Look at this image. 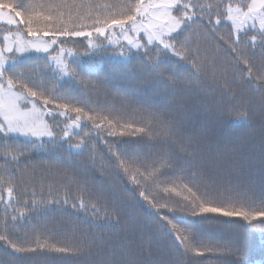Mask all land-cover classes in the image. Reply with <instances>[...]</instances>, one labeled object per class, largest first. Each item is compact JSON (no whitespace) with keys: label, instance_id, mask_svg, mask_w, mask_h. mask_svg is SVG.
I'll list each match as a JSON object with an SVG mask.
<instances>
[{"label":"snow or ice","instance_id":"snow-or-ice-1","mask_svg":"<svg viewBox=\"0 0 264 264\" xmlns=\"http://www.w3.org/2000/svg\"><path fill=\"white\" fill-rule=\"evenodd\" d=\"M0 24L10 26L0 48V252L7 258L0 264L44 254L86 257L87 264H205L189 257L213 256L222 258L221 264H241L239 246L209 234L240 227L237 221L264 233V138L259 152L247 155L237 146L211 145L188 126L183 100L194 90L214 85L228 101L232 122L250 126L258 111L264 124V0H0ZM117 29L125 43L113 38ZM24 31L34 39H24ZM49 36L53 39H44ZM58 36L88 37L86 55L111 50L108 63L113 69L139 62L153 82L171 92L176 108L142 109L125 102V110L133 114L125 119L73 104V98L61 92L60 80L79 78L97 93L102 89L91 79L93 73L63 58L79 52L61 47L53 55ZM32 52L44 54L38 59L52 71L51 78L23 63L21 58ZM181 65L190 66L188 79L170 71ZM245 93L255 98L254 109L232 102ZM137 112L141 120L134 118ZM86 122L110 137H140L107 142L108 155L99 168L105 175V169L117 177L123 173L137 186L127 191L137 205L142 200L154 210V216L147 217L155 225L152 230L146 232L135 216L110 202L86 170L54 173L59 180L49 183L46 195L41 178L37 194L38 169L26 159L28 153L46 143L67 145L69 154L77 156L89 153L90 146L95 148L91 130L72 142L80 136L78 130L88 128ZM144 138L149 149L158 151L141 160ZM130 145H135L131 153L124 150ZM89 156L96 167L94 152ZM57 182L63 195L54 187ZM69 203L85 213L74 219L88 230L73 224L59 239L36 228L33 239L15 235L31 223L29 213L44 209L46 215L51 205ZM176 213L192 219L182 223Z\"/></svg>","mask_w":264,"mask_h":264},{"label":"trees","instance_id":"trees-1","mask_svg":"<svg viewBox=\"0 0 264 264\" xmlns=\"http://www.w3.org/2000/svg\"><path fill=\"white\" fill-rule=\"evenodd\" d=\"M25 4L28 0H23ZM99 2V0H93ZM110 3H116L117 0H108ZM23 25L21 28L23 29ZM225 29H222L224 31ZM117 35L114 39H120L119 30H116ZM27 36L26 31L22 32ZM58 45L67 47L73 50L74 53L79 52L80 55H75L69 61H77L80 67L85 70V73L91 72L92 80H95L101 86L102 91L97 93L90 85L86 86L80 79L73 81L69 78L60 80L61 92L71 96L73 104H79L87 109H92L97 112L111 113L112 115L122 116L127 119L133 115L129 110H125L124 103H131L133 107L140 108H155V109H169L174 110L178 101L173 98L171 92L163 87L162 84L155 83L152 78L148 76L144 70L143 65L139 62H134L130 68L113 69L108 61L111 58V50L100 56L86 55L88 37H66L58 36ZM95 38V34H94ZM99 39L103 40V37ZM121 40V39H120ZM121 43H125L121 40ZM222 43V42H221ZM107 46V41H105ZM115 47V46H114ZM116 50H119L118 47ZM38 56L33 55L29 57H22L25 65L37 69L39 75L51 78L53 73L48 69L43 60H39ZM190 66L181 65L170 69V71L178 73L184 79H188ZM84 80L89 77L85 75ZM228 100H232L229 96ZM233 103L248 106L250 109L255 108V98L249 96L247 93L238 94ZM183 116L188 123V126L195 132L202 134L207 138L211 145H219L221 148L225 146H237L244 150L247 155L250 152L258 153L260 150L261 139L264 138V124L258 111H255L253 119L250 121V126L232 122L233 118L227 115L228 101L222 98L220 88L214 85H208L203 90H194L184 100ZM74 115V114H73ZM134 118L141 120L142 113L137 112ZM60 119V118H58ZM88 128L79 130L80 136L72 142L77 143L80 137L84 136V131L91 130V141L95 145L93 149L89 148V153L94 152L97 159V166L93 167L89 153L83 156H77L74 153L69 154L67 145L61 148L59 145L45 144L43 147L32 149L26 159H30L34 165L37 166L35 186L37 194L40 195V182L44 178V194H47L48 185L53 180L58 181L59 177L55 176L56 172H63L65 170L80 171L86 170L87 177L95 181V184L102 186L104 195L112 203L123 209L126 214L135 216L137 223L143 224L145 231L152 230L155 225L148 220V214L138 215V210L142 206H148L146 202L140 201L137 205L135 201L130 198L127 189H135L137 186L131 184L123 173L119 177L115 176L112 171L105 169L107 174H102L99 168L101 158L108 155V143L113 140H136L140 137H110L105 132L99 129L92 128L91 123H88ZM63 124V123H61ZM60 124V125H61ZM86 139L88 137H85ZM3 136L0 135V140ZM22 140V139H21ZM150 143L146 138L140 147L139 158L141 160L148 159L150 156L154 157L157 148L149 149L146 145ZM39 144V141L37 142ZM135 145H130L125 151L131 153ZM55 166V167H52ZM52 167L51 172H45V168ZM59 188L60 194L63 195L64 188L60 187L57 182L54 185ZM163 195V193H160ZM136 197L139 200V193L136 192ZM73 198L75 192L73 191ZM175 199L179 200V197ZM52 211L45 215V210L41 209L39 213H29L32 217L31 223H25L23 227L15 232V235L20 239H33L35 233L33 228L49 231L54 238L59 239V233L70 230L75 224L80 230H88L87 224H81L75 220V216L81 218L85 217V213L77 212L72 208L71 203L66 207L61 205H51ZM164 211V210H162ZM66 213L73 214L72 217ZM2 210H0V218H2ZM169 215H172L169 213ZM176 218L184 223L190 221L191 217H186L184 214L176 213ZM158 219V217H156ZM240 227H234L224 232H213L209 235L221 242L232 240L241 249V264H264V233L259 227L255 229H248V226L243 221H237ZM258 223V222H254ZM245 232L248 234L246 236ZM175 242V241H173ZM178 245V242H175ZM2 247V245H0ZM10 251V249H8ZM201 259L205 264H221L222 258L217 257H189V260ZM0 260L6 261L7 258L0 252ZM15 264H87L86 257H72L62 256L57 254H44L43 256L34 257L28 260L20 257Z\"/></svg>","mask_w":264,"mask_h":264},{"label":"rangeland","instance_id":"rangeland-1","mask_svg":"<svg viewBox=\"0 0 264 264\" xmlns=\"http://www.w3.org/2000/svg\"><path fill=\"white\" fill-rule=\"evenodd\" d=\"M0 25H4L5 27H7V29L10 27V26H8V25H6V24H0ZM11 27H12L13 31H15V26H11ZM7 29H6L5 32H3V31L0 30V48H2V47L4 46V44H5V41H4L3 37H4L5 35L8 34ZM23 38H24V39H27V40L34 39V37H33V38H27V37H24V36H23ZM11 39H14V37H12ZM44 39L48 40L46 37H44ZM51 39H53V38H50L49 40H51ZM120 39L122 40V38H120ZM122 41H123V40H122ZM1 42H2V43H1ZM53 47L56 49V52L53 53V55L58 54V53H59V49H60V47H59V49H57V47H58V43H57L56 45H53ZM64 49H65V48H64ZM68 50H71V49H65V52H67ZM50 51H51V50H50ZM72 51H73V50H72ZM6 55H7V53H6ZM32 55H38V54L35 53V52H32V53H30V54H28V55H26V56H24V57L32 56ZM43 55H44V54H43ZM74 57H75V55H73V56H67V55H65L63 58H64L66 61H68V60H70V59H72V58H74ZM60 119H62V118H60ZM63 127H64V125L61 124V125H60V128H63ZM78 131H79V130H78ZM22 139H23V138H22Z\"/></svg>","mask_w":264,"mask_h":264},{"label":"bare ground","instance_id":"bare-ground-1","mask_svg":"<svg viewBox=\"0 0 264 264\" xmlns=\"http://www.w3.org/2000/svg\"><path fill=\"white\" fill-rule=\"evenodd\" d=\"M152 214L154 216V210L150 209L148 206H142L140 208V210H138V215L142 216L143 214ZM246 236H248V234L245 232Z\"/></svg>","mask_w":264,"mask_h":264}]
</instances>
